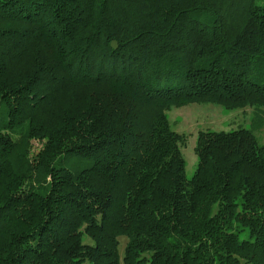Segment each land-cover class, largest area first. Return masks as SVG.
Masks as SVG:
<instances>
[{
  "label": "trees",
  "instance_id": "16d2710c",
  "mask_svg": "<svg viewBox=\"0 0 264 264\" xmlns=\"http://www.w3.org/2000/svg\"><path fill=\"white\" fill-rule=\"evenodd\" d=\"M192 104L264 125V0H0V264H264V143L187 179Z\"/></svg>",
  "mask_w": 264,
  "mask_h": 264
},
{
  "label": "rangeland",
  "instance_id": "374dc122",
  "mask_svg": "<svg viewBox=\"0 0 264 264\" xmlns=\"http://www.w3.org/2000/svg\"><path fill=\"white\" fill-rule=\"evenodd\" d=\"M171 129L185 137L181 153L185 161V177L190 179L197 167V157L194 152L196 136L199 131H229L238 128H246L252 132L260 144L264 143V125L254 121L255 111L253 108L238 110H225L217 105H187L179 108H171L167 112ZM4 121L0 120V125ZM41 148V143L32 141V152L36 154ZM84 242L91 241L87 238ZM119 251L123 252L126 244L125 238H119ZM83 264H89L85 262Z\"/></svg>",
  "mask_w": 264,
  "mask_h": 264
},
{
  "label": "water",
  "instance_id": "95a60500",
  "mask_svg": "<svg viewBox=\"0 0 264 264\" xmlns=\"http://www.w3.org/2000/svg\"><path fill=\"white\" fill-rule=\"evenodd\" d=\"M112 46L115 48L116 47V44L115 43H112Z\"/></svg>",
  "mask_w": 264,
  "mask_h": 264
}]
</instances>
